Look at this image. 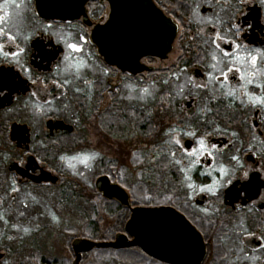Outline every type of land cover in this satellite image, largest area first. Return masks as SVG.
<instances>
[{
    "label": "flooded vegetation",
    "instance_id": "flooded-vegetation-1",
    "mask_svg": "<svg viewBox=\"0 0 264 264\" xmlns=\"http://www.w3.org/2000/svg\"><path fill=\"white\" fill-rule=\"evenodd\" d=\"M138 1L0 0V264H264V0H144L173 40L130 73L92 32Z\"/></svg>",
    "mask_w": 264,
    "mask_h": 264
},
{
    "label": "water",
    "instance_id": "water-1",
    "mask_svg": "<svg viewBox=\"0 0 264 264\" xmlns=\"http://www.w3.org/2000/svg\"><path fill=\"white\" fill-rule=\"evenodd\" d=\"M37 14L47 20H70L78 17L89 0H34ZM131 14H121L116 7L107 24L96 26L92 32V40L105 61L112 66L130 73L137 72V62L144 56L154 52H162L170 48L173 35L165 40L166 49L158 46V40L151 39L154 27L161 24L157 16L151 21L149 6L144 0L132 5ZM121 8V7H120ZM124 11L126 7L124 6ZM125 21V22H121ZM128 21V22H126ZM139 71H142L140 68ZM100 177L96 185L100 188L105 181Z\"/></svg>",
    "mask_w": 264,
    "mask_h": 264
},
{
    "label": "rangeland",
    "instance_id": "rangeland-1",
    "mask_svg": "<svg viewBox=\"0 0 264 264\" xmlns=\"http://www.w3.org/2000/svg\"><path fill=\"white\" fill-rule=\"evenodd\" d=\"M142 98L143 97H141V99ZM199 140H201V141H199L198 145L199 146H203V144H204L203 140L204 139H199ZM165 141H166V138H157L156 139V145H155L156 150L155 151L153 150L155 148V147L153 148V146L150 148V150H151V154H150L151 157L150 158H153V155L156 158H154L153 160H148V161L146 160V163L144 165L138 166L139 167V169H138L139 178L142 179L143 181H144V178L145 177H148V174H149L147 172L148 171V169H147V163L149 164V166L153 167L154 164H151V161L152 162L156 161V163H157L158 160H159V158L164 157V154L163 153L165 152V150L163 149V147H164L163 145H164V142ZM91 155H93V153H84L83 156H84V159H86L88 156H91ZM98 155L101 156L102 154L101 153L100 154L98 153ZM120 155H121L122 162H123V166H124L126 172L128 174L134 175L137 171L134 169L133 165L131 166V163L135 161V159L133 158V154L131 152H127V149L124 147L123 150H122V153ZM158 169H156V172L159 173L158 175H159L160 181H159V179H156L154 183H156L159 187H163L164 184H163V181L162 180H163V177H164V175L166 173V170H164V169H162V170L159 169L158 170ZM76 171L77 172L80 171L79 166H77V170ZM167 171H168V169H167ZM156 177L158 178V176H156ZM78 178H79V175H77V179ZM91 178H92V175H91ZM79 179L82 182H84V180L90 179V175H89V173H86L85 176L83 175ZM92 182H93V179H92ZM222 182L223 181L221 179L215 178L213 180V186H217V184L220 186V185H222L221 184ZM160 192H162V190H160ZM157 193H159V192H157Z\"/></svg>",
    "mask_w": 264,
    "mask_h": 264
}]
</instances>
